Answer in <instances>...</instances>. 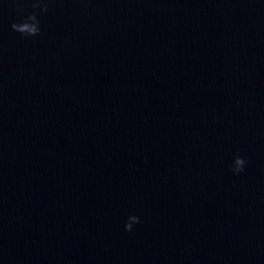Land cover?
<instances>
[{
    "label": "water",
    "instance_id": "obj_1",
    "mask_svg": "<svg viewBox=\"0 0 264 264\" xmlns=\"http://www.w3.org/2000/svg\"><path fill=\"white\" fill-rule=\"evenodd\" d=\"M31 4L0 0V264H264V0Z\"/></svg>",
    "mask_w": 264,
    "mask_h": 264
},
{
    "label": "clouds",
    "instance_id": "obj_2",
    "mask_svg": "<svg viewBox=\"0 0 264 264\" xmlns=\"http://www.w3.org/2000/svg\"><path fill=\"white\" fill-rule=\"evenodd\" d=\"M50 0H32V9H39L41 13L47 11ZM17 7H21L17 5ZM23 21H29L30 26L26 29H21L18 22H13L11 28L19 33L24 38H34L41 33L42 26L41 21L38 18V14L35 11L29 12L23 17ZM247 158L241 155H235L231 161V171L233 174H238L244 171L247 165ZM140 222V216L136 214H129L123 224V228L126 232L133 231L134 225Z\"/></svg>",
    "mask_w": 264,
    "mask_h": 264
}]
</instances>
